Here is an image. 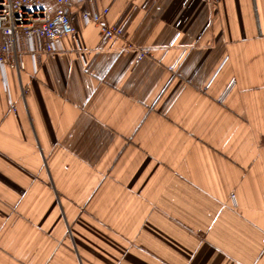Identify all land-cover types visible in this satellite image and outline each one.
<instances>
[{"label":"crops","instance_id":"1","mask_svg":"<svg viewBox=\"0 0 264 264\" xmlns=\"http://www.w3.org/2000/svg\"><path fill=\"white\" fill-rule=\"evenodd\" d=\"M96 2L0 66V264H264V0Z\"/></svg>","mask_w":264,"mask_h":264},{"label":"built area","instance_id":"2","mask_svg":"<svg viewBox=\"0 0 264 264\" xmlns=\"http://www.w3.org/2000/svg\"><path fill=\"white\" fill-rule=\"evenodd\" d=\"M98 0H0V66L20 74L25 70L23 41L33 54H55L63 50V40L77 34L70 8L87 5L81 11L85 25L97 24L109 40L122 38L121 29L107 23L108 10L95 8ZM147 54L140 52L139 59ZM27 89L24 87L23 93Z\"/></svg>","mask_w":264,"mask_h":264}]
</instances>
